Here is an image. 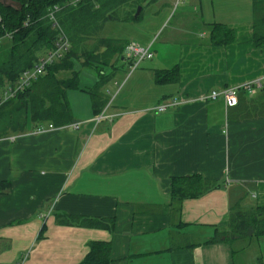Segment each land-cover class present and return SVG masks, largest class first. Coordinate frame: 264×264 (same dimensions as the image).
Masks as SVG:
<instances>
[{"label": "crops", "instance_id": "1", "mask_svg": "<svg viewBox=\"0 0 264 264\" xmlns=\"http://www.w3.org/2000/svg\"><path fill=\"white\" fill-rule=\"evenodd\" d=\"M174 2L129 22L120 40L152 57L128 71L124 53L105 68L100 114L89 93L96 73L78 74L66 93L78 129L31 124L0 140V181L9 182L0 264H81L91 242L109 244L108 264H264V235L229 227L236 205H264V43L254 41L253 0ZM174 66L176 80L156 82ZM227 87L237 106L208 97ZM188 176L214 185L182 198ZM69 216L102 224L59 221Z\"/></svg>", "mask_w": 264, "mask_h": 264}, {"label": "trees", "instance_id": "2", "mask_svg": "<svg viewBox=\"0 0 264 264\" xmlns=\"http://www.w3.org/2000/svg\"><path fill=\"white\" fill-rule=\"evenodd\" d=\"M10 1L18 6L0 4V91L15 84L24 70L32 68L40 56L53 49L59 31L67 37L70 49L62 59L50 64L45 74L29 87L0 104V140L25 132L31 124L35 127L52 123L61 127L71 123L72 114L66 93L79 84L75 62L92 69L97 75V84L89 93L94 112L100 114L104 100L99 87L110 78L104 70L115 66L128 45L120 39L100 37L102 25L108 20L136 22L141 17L143 4L156 0H82L75 5L70 4V0ZM54 6L60 8L55 13L59 28H54L47 16ZM138 6L141 10L136 16ZM252 9L254 41L259 45L264 43V2L253 0ZM177 76L178 68L175 66L158 70L154 75L156 82L174 81ZM182 181L187 186L180 190L182 198L214 185L199 176H188ZM8 188V181H0V194ZM172 194L179 192L173 187ZM229 217L231 236L264 235V205H236ZM60 219L64 223L102 224L99 220L73 216ZM109 253L108 243L91 242L81 264H108Z\"/></svg>", "mask_w": 264, "mask_h": 264}, {"label": "built area", "instance_id": "3", "mask_svg": "<svg viewBox=\"0 0 264 264\" xmlns=\"http://www.w3.org/2000/svg\"><path fill=\"white\" fill-rule=\"evenodd\" d=\"M80 1L82 0H70V4L75 5ZM59 9V7L54 6L49 10L47 14L54 28H59L55 18V13L58 12ZM69 49L70 43L67 37L61 31H59V35L56 39L53 49L40 56L37 63L32 68L24 70L15 84L8 85L2 91H0V104L9 99H12L17 94V92H21L29 87L32 82L35 81L40 75L45 74L46 69L50 64L62 59ZM124 53H126L127 57L132 58L133 62L131 65H133V69L137 67L142 60L150 59L152 57V53L149 51L148 47H141L131 43L126 46ZM249 88L250 87L247 86V89ZM218 96H222L226 107H234L238 103L236 89L232 87H227L222 90H213L208 95V97L212 99H215ZM172 103H175V101H173ZM156 110L158 112H162L165 110V106L159 105L156 107ZM100 118L101 116L96 117V120H99ZM67 127L78 129L80 127V124L71 123L61 127H56L52 123H43L36 125L34 127V130L35 132H42L44 131V129L56 130L65 129ZM15 138L16 137L12 135L8 137V140L14 141Z\"/></svg>", "mask_w": 264, "mask_h": 264}, {"label": "rangeland", "instance_id": "4", "mask_svg": "<svg viewBox=\"0 0 264 264\" xmlns=\"http://www.w3.org/2000/svg\"><path fill=\"white\" fill-rule=\"evenodd\" d=\"M161 1L156 0L155 2L147 3L144 5L142 13H141L142 19L143 18L145 19L144 23L151 21L149 16L151 15V13L154 10L160 8V5L162 4ZM174 1H175L174 3H176V1H178V0H174ZM179 1H181V3H182L185 0H179ZM0 4L18 6L16 3H14L10 0H0ZM171 6H174V4H172ZM182 7L183 6H181V5L178 6V9L176 11V18H178V13L180 12V10L183 11ZM168 10L170 11V7L168 8ZM173 21H174V19L172 20V22ZM146 27L148 28L149 26H146ZM133 31H134V25L132 23L108 20V21L104 22V24L102 25V28L99 32V35H100V37H103V38L123 39V38L128 37V35L131 32L133 33ZM144 63L145 62L141 61L139 63V65L137 67H135L134 69L135 70L138 69L140 67V65H143ZM75 70L78 72V74H80L82 79H84L87 75H90L91 73L94 72L92 69L82 66L81 63H79V62H75ZM130 70L131 71L133 70V65L129 66L128 71H130ZM81 82H83V80H81Z\"/></svg>", "mask_w": 264, "mask_h": 264}, {"label": "water", "instance_id": "5", "mask_svg": "<svg viewBox=\"0 0 264 264\" xmlns=\"http://www.w3.org/2000/svg\"><path fill=\"white\" fill-rule=\"evenodd\" d=\"M140 10H141V6H138L135 13L136 16L139 14Z\"/></svg>", "mask_w": 264, "mask_h": 264}]
</instances>
